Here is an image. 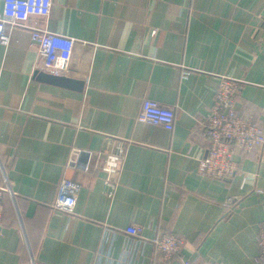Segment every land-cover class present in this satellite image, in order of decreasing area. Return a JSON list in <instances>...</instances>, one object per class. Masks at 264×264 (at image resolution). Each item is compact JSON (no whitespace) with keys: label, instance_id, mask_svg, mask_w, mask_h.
Returning <instances> with one entry per match:
<instances>
[{"label":"crops","instance_id":"0c3cea01","mask_svg":"<svg viewBox=\"0 0 264 264\" xmlns=\"http://www.w3.org/2000/svg\"><path fill=\"white\" fill-rule=\"evenodd\" d=\"M23 1L0 0V178L15 193L0 264H164L159 231L184 237L178 257L260 264L264 147L229 179L199 161L222 78L264 126V0H53L47 17ZM36 28L75 39L81 90L35 76ZM144 99L175 109L173 130L137 120ZM64 178L81 186L74 213L53 206Z\"/></svg>","mask_w":264,"mask_h":264},{"label":"built area","instance_id":"2783aa9c","mask_svg":"<svg viewBox=\"0 0 264 264\" xmlns=\"http://www.w3.org/2000/svg\"><path fill=\"white\" fill-rule=\"evenodd\" d=\"M53 0H24L25 13L30 15L49 16ZM32 41L40 54L38 67L48 73L64 76L71 69L70 58L75 39L53 33L45 29H33ZM242 89V82L224 77L221 79L214 104L204 122L207 137V154L199 161V172L214 178L229 179L234 176L239 165L238 155H248L257 147H264V126L253 116H241L237 110V97ZM175 109L152 99H144L137 120L161 125L171 131L175 125ZM3 171V163L0 162ZM120 180L119 174L110 172L108 186L115 190ZM81 186L67 178L62 179L58 195L53 203L54 208L66 213H74ZM11 194L14 197L13 183L7 176L0 178V230L4 211L3 197ZM132 235H141L142 227L132 226L127 230ZM156 251L162 256L164 264H216L210 261L185 259L178 257L185 239L179 234L159 231L152 239ZM259 254L256 261L264 264V221L258 234Z\"/></svg>","mask_w":264,"mask_h":264},{"label":"water","instance_id":"95a60500","mask_svg":"<svg viewBox=\"0 0 264 264\" xmlns=\"http://www.w3.org/2000/svg\"><path fill=\"white\" fill-rule=\"evenodd\" d=\"M35 76L40 80L58 84L64 87L74 88L77 90H81L84 87V81L75 76L73 72H69L67 75L59 76L54 75L48 72L37 70L35 72Z\"/></svg>","mask_w":264,"mask_h":264},{"label":"rangeland","instance_id":"374dc122","mask_svg":"<svg viewBox=\"0 0 264 264\" xmlns=\"http://www.w3.org/2000/svg\"><path fill=\"white\" fill-rule=\"evenodd\" d=\"M260 148H262V147H257L256 149H260ZM256 149H255V150H256ZM255 150H254V151H255ZM207 153H208V152H207ZM242 156H246V155H242Z\"/></svg>","mask_w":264,"mask_h":264}]
</instances>
